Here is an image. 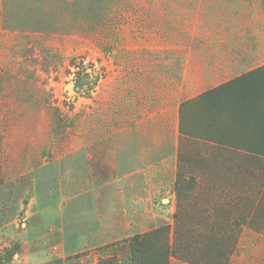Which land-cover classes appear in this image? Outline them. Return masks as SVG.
<instances>
[{
    "label": "rangeland",
    "instance_id": "374dc122",
    "mask_svg": "<svg viewBox=\"0 0 264 264\" xmlns=\"http://www.w3.org/2000/svg\"><path fill=\"white\" fill-rule=\"evenodd\" d=\"M104 2L0 0V264H264V65L183 108L204 143L181 149L176 173L134 172L111 105L134 63L122 55L150 45L103 43ZM70 7L85 16L63 29ZM170 55L137 62L170 71ZM98 114L109 134L87 147ZM85 209L93 245L73 252Z\"/></svg>",
    "mask_w": 264,
    "mask_h": 264
},
{
    "label": "crops",
    "instance_id": "0c3cea01",
    "mask_svg": "<svg viewBox=\"0 0 264 264\" xmlns=\"http://www.w3.org/2000/svg\"><path fill=\"white\" fill-rule=\"evenodd\" d=\"M107 2L101 9L102 22L97 21L107 34L103 43L150 45L133 48L134 52L121 57L134 63L126 65L129 73L117 77L118 100L111 107L117 106L121 117L117 122L118 131H111L110 135L131 137L135 165L138 164L134 172H148L160 163L171 161L176 173L181 149L188 144L204 143L201 137L183 130V108L223 86L235 75L264 65V0ZM58 10L55 21L63 29L85 16L74 13L77 8ZM169 53L173 65L170 71L143 68L137 62L168 59ZM98 116L103 119L102 114ZM107 123L106 119L102 120L103 132H92L93 139L87 137L90 132L84 134L87 147L109 134L105 130ZM91 212L85 209L82 214L87 224L90 222L85 225L86 233L66 239L73 252L92 244L88 240L89 230L95 227L96 214Z\"/></svg>",
    "mask_w": 264,
    "mask_h": 264
},
{
    "label": "trees",
    "instance_id": "16d2710c",
    "mask_svg": "<svg viewBox=\"0 0 264 264\" xmlns=\"http://www.w3.org/2000/svg\"><path fill=\"white\" fill-rule=\"evenodd\" d=\"M134 241H135V244H136V241H137V237H133L132 238V240H131V242H133L134 243ZM140 243H141V241L138 243V245H140ZM135 244H133L132 245V247H131V249H130V251L133 253V251H134V249H135ZM137 251V249L134 251V252H136ZM170 254V253H169Z\"/></svg>",
    "mask_w": 264,
    "mask_h": 264
}]
</instances>
